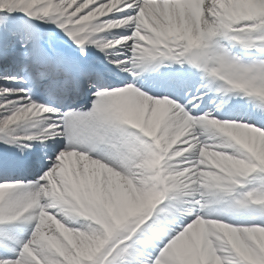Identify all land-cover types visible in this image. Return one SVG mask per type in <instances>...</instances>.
Returning <instances> with one entry per match:
<instances>
[{
  "label": "snow or ice",
  "instance_id": "snow-or-ice-1",
  "mask_svg": "<svg viewBox=\"0 0 264 264\" xmlns=\"http://www.w3.org/2000/svg\"><path fill=\"white\" fill-rule=\"evenodd\" d=\"M0 264H264V0H0Z\"/></svg>",
  "mask_w": 264,
  "mask_h": 264
}]
</instances>
